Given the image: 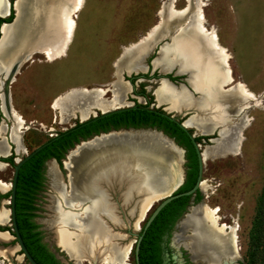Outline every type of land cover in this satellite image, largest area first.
Instances as JSON below:
<instances>
[{"label":"rangeland","instance_id":"374dc122","mask_svg":"<svg viewBox=\"0 0 264 264\" xmlns=\"http://www.w3.org/2000/svg\"><path fill=\"white\" fill-rule=\"evenodd\" d=\"M192 1L195 6L202 4L200 10L205 17V25L208 28L216 29L219 42L226 47L230 55L229 65L233 78L227 83L228 85L225 84V88L232 86L236 81H242L255 95V99L249 101L252 106L244 111H237V107H229L228 112L231 114L228 115V121L225 124L215 123L206 118L203 123L198 125L200 130L205 128V124L212 126L220 124L221 130L227 126L229 137L222 139L223 146L227 147L236 138L244 120H249V126L244 130L241 129L244 139L238 151L215 155L204 162L202 179L206 180L207 185L206 187L201 186L199 189L202 196L201 203H207L211 207L219 206V215L223 216V222L233 224L236 219L239 225L238 244L240 249L235 264H241L248 259L253 248L252 237L256 231L258 208L264 189V0ZM166 3L167 9L170 5H174L176 10H183L188 4V0H85L83 8L77 13L76 30L65 55L49 60L45 54L37 53L28 60V67L26 64L20 66L19 72L16 74V82L11 84V102L24 117L28 126V129L24 128L22 133L23 145L26 147V153L23 156L49 140L51 135L59 134L81 121V112L77 108L78 103H67V113L64 115V121L60 122L62 114L60 110L53 108L55 99L59 95L81 86L88 89L98 87L105 91V87L96 86L95 83H105L115 79L111 78L110 73L115 71V62L121 55L123 47L139 41L154 25L163 20L160 12ZM177 30L178 27L174 29V32ZM169 37L171 39V36ZM189 37L194 36L191 34ZM170 39L164 38L161 42L170 41ZM156 48L147 53V61L157 55ZM144 68L142 60L141 67L135 71ZM122 70L126 69L122 68ZM146 85L149 89L145 90L152 97L157 83L146 82ZM158 104L160 103L158 102ZM186 107L189 105L184 108ZM92 109L93 112L89 113L91 116L95 111L100 112L95 107ZM169 109L174 111L172 107ZM0 114V128H2L5 125V113L1 106ZM11 126L12 122L9 121V128L6 131H0V134L10 138ZM117 133L121 134H103L88 138V140H81L66 152L62 164L54 160L66 190L75 191L84 188V182L81 181V178L79 179V176H74L72 179L74 187L68 181L69 169L65 162L69 159L70 154L72 162L77 164L80 156L88 154L90 150L91 152L93 150L100 151V149L104 151L112 145L121 147L123 150L129 148V152H132L133 155L132 160L136 162L137 157L144 163V170L157 180V191H166L171 187L178 169L183 170L185 167L187 170L186 151L176 148L174 142L169 138L158 136L161 143L156 145L151 138L142 139L125 131ZM118 136L120 139L117 138ZM215 137L217 138H205L206 140H200L199 143H202V146H214L221 136L215 135ZM104 140L108 141L105 143ZM129 145H137V147L131 148ZM86 147L87 149L84 150ZM14 156L15 161L19 157H23L18 153H15ZM0 164L2 165L0 179L10 184L14 176V167L1 162ZM85 167L92 173L89 165H85ZM45 172L47 176L44 187L38 193L35 201L38 207V225L41 227L44 242L56 252L58 258L61 261L72 263L73 260L61 249L57 241L52 205L53 200L57 197V192L48 175V163ZM139 175L141 176V169ZM126 182L110 186V189L107 190L108 196L99 194L97 198L101 200L106 198L107 204L104 209H106L109 219L116 223L114 225L116 232L111 230L112 236L117 237L116 241L128 247L136 239V236L130 234V230L134 229L140 211L136 208L138 196L128 204H124L119 199L122 190L114 187H122ZM10 188L11 185L1 188L0 195L8 193ZM129 189L137 193L142 190V186L134 179L130 183ZM130 190L128 194H130ZM1 191L5 193H1ZM6 199L10 198H5L0 202L4 208L10 207V203ZM141 202L138 203V208ZM111 203L115 206L118 215L111 209ZM199 204L191 203L190 208ZM90 207L91 205L88 208ZM155 208L149 211L148 217ZM71 210L79 212L75 207ZM189 211L190 209H187L186 213ZM94 217V220L98 219L96 216ZM185 217L183 216L182 220ZM182 220L178 226L172 229L174 237L180 231ZM144 224L145 222H142L141 226ZM192 229L194 230L192 226L188 228L186 236L184 235L179 241L178 246L182 248L184 245L181 243L190 239ZM140 232L141 229L137 233ZM3 236L0 237V264H29L24 259V255L19 253V245L14 243L12 236L8 234ZM80 244L79 241L74 244L78 251ZM135 246L136 243L133 242L129 253H127L132 264H134ZM184 252V259L190 264H196L189 249L187 250L185 247ZM126 260L125 262L128 263V259ZM81 263L93 264L86 260H82ZM100 264L108 263L103 260Z\"/></svg>","mask_w":264,"mask_h":264},{"label":"bare ground","instance_id":"6f19581e","mask_svg":"<svg viewBox=\"0 0 264 264\" xmlns=\"http://www.w3.org/2000/svg\"><path fill=\"white\" fill-rule=\"evenodd\" d=\"M7 2L10 4V0H7ZM56 3L57 1L44 7L43 11L41 10L43 12L42 16H37V13L40 14V11H35V9L39 10L38 7L30 8L28 12H24V0H19L17 3L20 12L18 23L5 24L4 27L5 37L0 44V55L3 56L2 62H0V72L7 68V65H4L8 59L9 63L10 61L14 62L22 57L27 50L28 56L32 55L31 50H42L46 52L49 60L65 55L71 38H69L70 36L64 38L61 35V29L64 26V29H67V32L71 35L75 21L71 18L66 21L67 17L64 20L61 16L64 12L61 14L57 12V19L53 22L48 21V24L45 25L47 23L46 19H50L49 17L56 9L55 6L58 4ZM78 3L82 7V3ZM166 5L167 3L163 5L160 12L163 20L150 31L147 37H144L131 50L124 46V52L116 63L117 80L110 85L111 99H105V91L98 87L89 90L81 86L72 89L71 92L63 93L53 103V108L60 110L62 114L60 122L64 121V115L67 113V103H78L77 108L81 112V118H87L89 113L93 112V107L99 110H107L126 104V96L131 92V87L127 82L121 80L120 70L123 68L130 73L139 69L141 60L150 52L153 44L165 35L171 36V42L161 48L153 62L154 66L167 70L176 65L181 71H186L188 82L199 92V97L193 99L188 95L184 86L177 87L167 81H162L155 92L158 102L169 100L170 107L175 108V110H181L187 105L196 106L197 108H212L213 112L209 116H203L202 114V117L192 116L187 120V125H197V127L206 118L215 123L225 124L228 121V115L231 114L228 112L229 107H237V111H244L252 106L249 101L255 99V95L244 82L239 81L234 87L225 90V84L233 78L229 65L230 55L226 47L219 42L216 29L211 28L209 30L206 28L205 17L202 10H200L202 4L195 6L192 0H188V4L183 10H176L174 5H170L167 9ZM62 9L68 10L66 7ZM71 11L76 12V8H72ZM39 17L41 22H39ZM177 27L178 30L174 32ZM45 31H49V34ZM13 32L18 35L15 36ZM51 32H53L52 35ZM189 34L194 37H189ZM130 45L132 46L133 43ZM15 114H13L16 116L15 121L17 120L19 125H24V117L17 112ZM244 121L236 138L227 147L223 146L222 142V139L229 137L227 126L220 130L219 135L221 138L216 144L204 148V161L215 155L238 151L244 139L241 129L244 130L249 126V120L245 119ZM5 128L6 126L3 125V129ZM17 132L16 128L12 129L11 135L14 141L17 140ZM129 133L142 139L151 138L156 145L161 143L158 134L144 131H129ZM117 138L120 139V136ZM108 140H104L105 143ZM18 146L21 151V142H18ZM129 146L131 148L137 147V145ZM128 149L123 150L121 147L112 145L104 151L100 149V151L93 150L91 152L90 150L91 153L88 151V154L80 156L77 164L72 162L70 154L69 159L65 162L66 167L69 169L68 181L74 187L72 179L74 176H79V179L81 178V181L84 182L83 190H66L57 163L54 160L48 162V175L51 177L52 186L57 192V197L52 204L57 241L63 250H67L77 261H81L86 256L87 249L91 248L93 253L100 252L102 260H106L108 264H128L125 262V257L134 241L128 247L116 241L117 237L112 236L111 229L103 218H109L106 209H104L107 204L106 198L104 200L97 198L99 194L108 196L107 188L117 183H124L127 180L132 182L135 179L142 186V175H139L140 164L132 160V152H129ZM5 150L6 147L0 144V153L5 152ZM85 165L90 166L92 173L86 169ZM183 180L184 172L182 169H178L168 190L156 191L146 201L141 202L139 205L140 213L134 227L136 231L140 230L142 220L152 209L153 204L178 188ZM9 185V183L0 179V189ZM206 185V180H203L201 186L206 187ZM72 191H74V194ZM90 205L91 207L88 208ZM74 207L79 212H72L71 209ZM189 209L190 211L180 223V231L175 235L174 243L178 244L184 235L186 236L188 228L192 226L194 230L192 229L190 239H186L187 241L181 244L187 250L189 249L196 264H235L240 249L238 244L239 225L236 219H234L233 224L223 222V216L219 215L220 207H211L207 203H200ZM94 216L98 219L94 220ZM7 220V211L0 213V223L7 222ZM5 234L8 233L0 232V237L5 236ZM78 241L81 243L79 251L74 245Z\"/></svg>","mask_w":264,"mask_h":264},{"label":"trees","instance_id":"16d2710c","mask_svg":"<svg viewBox=\"0 0 264 264\" xmlns=\"http://www.w3.org/2000/svg\"><path fill=\"white\" fill-rule=\"evenodd\" d=\"M13 1L14 0H11L10 14L6 17H0V38L2 36L1 25L3 23H11L16 17ZM136 113V110L120 112L92 122L53 141L21 166L16 192V212L18 216L19 230L29 252L38 263L63 264L61 260L49 250L46 243L42 242L43 237L41 231L34 230L35 228H38L39 225L30 220L31 217L37 215L33 210L38 209L35 201L46 181V161L55 158L59 164H62L66 152L81 140H86L95 134L101 133V131H108L111 122H114L115 127H118L121 125V122L117 120L116 117L120 118L123 115L130 116L135 115ZM163 121L164 120H162L161 123L164 125H169V123H171L170 121ZM127 123L139 124V122L135 120L132 121L131 119L124 121L125 125H127ZM173 125L176 126V124ZM173 134L174 133H172V135ZM200 140V137H196V141L199 142ZM176 141L180 145L186 147V159L188 161L186 163V166H188L186 180L176 191L177 193H180L192 189L197 183L199 176V158L194 143L188 135L177 134ZM14 154L15 152L13 151L11 156L2 157L0 160L6 161L14 166ZM10 196V191L3 195V197ZM192 197V195H185L169 202L159 212L150 226L144 230L138 253L140 264H162L160 244L162 234L173 229L176 221L186 212ZM201 200L202 196L198 190L195 201L199 202ZM22 220L25 225L21 223ZM0 229L5 230L9 229V227L0 225ZM252 243L253 248L249 253L248 259L241 262V264H264V189L260 199L256 231L252 237Z\"/></svg>","mask_w":264,"mask_h":264},{"label":"water","instance_id":"95a60500","mask_svg":"<svg viewBox=\"0 0 264 264\" xmlns=\"http://www.w3.org/2000/svg\"><path fill=\"white\" fill-rule=\"evenodd\" d=\"M9 5L10 4L7 2V0H1L0 1V17H6V16H8L10 14V9L11 8L9 7ZM14 9H15V5H14ZM17 14H18V12L16 13L15 19L11 23H3L1 25V33H2V36L0 38V44H1L2 40L4 39V37H5V34H4V26H5V24H9V25L15 24L16 21H17V19H18V15ZM158 25H159V22L156 25H154L150 29V31L153 30L154 28H156ZM206 28H208V27L206 26ZM208 29L211 30V28H208ZM150 31H148V33L146 35H144L143 37H141L139 39V41L133 43L132 46L129 45V46H126V48H129L130 50L132 48H134L136 45H138L141 42V40L144 37H147L148 36V34L150 33ZM164 38H169L170 39V37L167 36V35L162 36L161 38H159L153 44V46L151 48V51H153V49L156 48L161 43V40L164 39ZM170 42L171 41H163V43L160 45L159 51L161 50V48L165 44H169ZM34 52H36V51H34ZM122 54H123V52L118 57V59L122 56ZM146 57L143 59V64L145 65V68L144 69H146V66L148 65V62L146 60ZM27 58L28 59L32 58V55H29ZM156 58H157V56L154 57V58H152L151 64H153V62H154V60ZM23 62L24 61H21V63H23ZM20 64H18L11 72H9V74L7 76H4L5 79H2V85H1L2 94H5L6 95V98H8L9 100H10V83H11L12 80H14L15 74H16L18 68L20 67ZM164 72L166 73L167 70L164 71ZM162 81H167V82L171 83V81L167 77H163L160 82H162ZM125 82H127L129 85L131 84L130 80L125 79ZM238 82L239 81H236L232 86L225 88V90H228L229 88L234 87L236 84H238ZM101 87H103V86H101ZM93 88H95V87H91V88H89V90H91ZM69 92H71V91H69ZM140 108H142V107L139 106V104H128L127 106H120V107L110 108V109H107V110H100V112L95 111L92 116H91V114H89V116L87 118H82L79 124H76L75 123L73 126H71L70 128H67L63 132H61L59 134H55V135L53 134V135H51V138L49 140H47L46 142H44L41 145H39L38 147H36L29 154H26L23 157H19L15 161V165L13 166L14 167V176H13L12 182H10V185H11V188H10L11 196H10V199H6L11 204V207L4 208L3 206H0V213H2L4 211H7V214H8V220H7V222L12 221V223L14 224L15 236L18 239L19 248H21L23 250V255H24V257H26L28 259L29 264H40V263H38L34 259V257L31 255V253L29 252L28 248L26 247V245H25V243L23 241L22 235L20 233V230H19V227H18V223H17V218H16V192H17L18 176H19V171H20L21 166L25 162H27L30 158H32L35 154H37L39 151H41L43 148H45L46 146H48L49 144H51L53 141H55V140H57V139L65 136V135H67V134H69V133H71V132H73V131H75L77 129H80V128H82V127H84V126H86V125H88V124H90L92 122H95L97 120L103 119V118L108 117L110 115H113V114H116V113H119V112L140 109ZM150 110H152V109H150ZM162 114L165 115V116H167V117H169L171 120H173L176 123H178L182 128H184L185 130H187V128H186V122H179L173 116H170V115L165 114V113H162ZM220 130H221V128L219 127L218 128V135L220 133ZM121 131H125V132H129V131H144V132L158 134L159 136H164V137L169 138L170 140H172V142H174V145H175L176 148H181L182 150L186 151V149L182 145H180L176 141V139L174 137L166 134L165 132H163L161 130L157 131L156 129H153V128H129V129H127V128H121V129H111V130H109L107 132H101L99 134H96V135H94L93 137H90V138H94L96 136H100V135H103V134H109V135H111V134H115V133L121 132ZM189 136H190V138L192 139V141H193V143L195 145V148H196L197 154H198V158H199V176H198L197 183L195 184V186L192 189H190L188 191H184V192H180V193H177L176 192L182 186V184L185 182L186 176H187V171H186L185 167L182 166L183 167V170H184V180H183V183L180 186H178V188L174 189L168 195L164 196L160 200H157V202L153 204L152 209L154 207H156V208L154 209V211L152 212V214L149 217H148V214H146V216L143 218L142 222H145V224H144V226H141L140 225V229H141V232L140 233H137L138 231H136L135 228L132 229V230H130V234H132L133 236H136V239H135L134 242L136 243V251H137V253H139L140 243H141V240L143 238V232H144V230H146L150 226V224L153 222V220L156 218V216L159 214V212L163 209V207H165L169 202H171L172 200H174V199H176L178 197L185 196V195H192V196H194L196 194V192L198 191V189H200V187H201V183L203 181L202 176H203L204 162H205L204 161V157H203V151H204V148L207 145H203L204 146L203 147L202 146V143H199V142L196 141V138H195V136L193 134H190L189 133ZM214 138H217V137H213L211 139H214ZM2 157H7V156H0V158H2ZM136 159H137V163L140 164V168H141L142 190L140 192H137V193L134 192V191H131L129 189L130 188L131 180L130 181L127 180L126 184L124 186H122V187L116 186L114 188H119V189L122 190L121 191V196H120L119 199H121V201H123L124 204L130 203L136 196H138V198L136 200V208L139 209L138 208V203L141 202V201L142 202L143 201H146L148 198H150L151 195H153L157 191V180L154 179V177L149 176L148 173L144 170V163H142L141 160L138 159L137 157H136ZM50 160H56V159L55 158H51ZM0 162L2 164H4V165L5 164L6 165H10V163H8L6 161L0 160ZM89 168H90V166H89ZM87 170L89 171V169H87ZM90 170H92V169L90 168ZM129 190L131 191L130 194H128V191ZM1 193H5V192L4 191H1ZM110 195L112 196L111 191H110ZM191 203H194V202H191ZM199 203H201V202H199ZM199 203H194V204H199ZM110 206H111V209L114 211V213L118 215L115 206L112 203L110 204ZM189 208H190V206L188 207V209ZM80 211H82V209H80ZM186 214L187 213L185 212L180 217V219L178 220L176 226L178 225V223L180 222V220H182L183 216H185ZM103 218H104L106 224L109 226V228L115 233L116 231L114 230V228H115L114 225L116 223H114L112 220H110L107 217H103ZM7 222L0 223V225H5ZM0 232H7V231L0 230ZM175 246L177 247V249L179 251V246L177 244H175ZM61 249L63 250L62 247H61ZM52 251L55 252L53 249H52ZM64 251L70 257V259H72L73 261H72V263H69L67 261H61L63 264H82L81 263L82 260H86L88 262H92L93 264H100V263L103 262L102 257H101L102 255L100 254V252L99 253H93V251H92L91 248L87 249L86 256L81 261H77L75 259V257H72V255L68 253L67 250H64ZM126 259H128V263L129 264H132L129 261V256H127ZM138 259H139V256H138Z\"/></svg>","mask_w":264,"mask_h":264},{"label":"flooded vegetation","instance_id":"af4514ba","mask_svg":"<svg viewBox=\"0 0 264 264\" xmlns=\"http://www.w3.org/2000/svg\"><path fill=\"white\" fill-rule=\"evenodd\" d=\"M162 43L163 42H161L156 48V52H157L156 56H158V54L160 52L159 49H160V45ZM151 60H152V58L147 61L148 65L146 66V69H142L140 71H132L131 73L127 72L126 70H121L122 72L120 71L121 80H123L125 82V79H127V80H130V82H131V84L129 85L131 87V92L126 96V100L128 103L125 106H127L128 104H139V106H141L142 108L135 109L137 111V113L135 115H130V116L123 115L120 118L116 117V119L121 122V125H119L118 127H115L114 122H111L110 128L108 129V131L111 129H121V128H127V129H129V128H153V129H156L157 131L161 130V131L165 132L166 134L174 137L175 139L177 137V134H180V135L186 134L189 136V133H190V134H193L195 136V138L200 137L201 140H204L205 138L211 139V138L215 137V135H218V128L220 127V124L213 125V126L209 125V124H205L204 125L205 128H203L201 130L198 129V127L196 125H187L186 124L187 130H185L178 123H176L175 121L171 120L169 117L162 114V113H165V114H168L170 116H173L179 122H187V120L189 118H191L192 116L202 117V114H203V116H209L213 112V109L212 108H197L196 106H189V107H186L180 111H178V110L171 111V109H169V105L167 104V102H162V103L158 104L157 98L155 97L156 96L155 92H156V89L159 87V83L163 77H167L171 81V84H173L174 86H177V87L184 86L185 89L187 90V92L189 93V95L194 99H197L199 97V92L197 90H195L189 84L188 74L186 71H181L180 69H178V66L174 65L171 68L167 69V72L165 73L164 71H166V70H163L160 67H155L153 64H151ZM114 68H115V71H112L110 73L111 78H115L114 80H109L105 83H95L96 86L99 85V86L105 87L104 88L105 94H106L105 99H111L112 92H111V86L110 85L114 81L117 80L116 79V71H117L116 66H114ZM146 82L157 83L155 89L152 92V97L149 96L147 94L148 93L147 90H145V89H149L148 85H146ZM108 93H110V94L108 95ZM150 109H152V110H150ZM129 111H131V110H129ZM124 112H127V111H124ZM127 119H131L132 121L135 120V121L139 122V124L136 125V124H132V123L131 124L127 123V125H125L124 121ZM162 120H164L163 122H169L170 121L171 123H169V125H164L161 123ZM173 124H176V126H178V127H176ZM101 132H107V131H101ZM172 133H174V134L172 135ZM184 148L186 149V147H184ZM49 160L50 159H48L46 161V165L49 162ZM186 167L188 169V166H186ZM46 176H47V174H46ZM196 194H197V192H196ZM196 194L192 197L193 200L191 199L190 204H191V202H194V203L201 202V201H199V202L195 201ZM3 195L4 194L0 195V202L5 198H10V197H3ZM190 204L188 205V207L190 206ZM10 207H11V204H10ZM188 207H187V209H188ZM33 211L36 214L38 213L37 210H33ZM16 218H17V223H19L17 212H16ZM30 220H31V222L38 224V216L37 215L34 217H31ZM178 220L176 221L173 228L176 227ZM21 223L23 225H25L23 220L21 221ZM2 226L9 227V229H5L2 231H7L8 235L12 236L14 243L18 244V239L15 236V230H14L15 228H14V224L12 223V221L7 222L5 225H2ZM18 227H19V224H18ZM34 230L35 231H41V227L39 226L38 228H35ZM41 235H42V232H41ZM173 238H174L173 230H171L169 232L166 231L162 234L161 243H160L161 244V253H162V264H190L187 260L184 259L185 247L182 246V248H183L182 249L179 246V251H178L177 247L174 244ZM42 242L45 243L43 238H42ZM25 245H26V243H25ZM26 247H27V245H26ZM47 247L49 248L50 251H52V249L48 245H47ZM19 253L23 255V250L21 248H19ZM53 253L56 255L55 252H53ZM56 257H57V255H56ZM24 259L28 262V259L26 257H24ZM134 264H140L139 259H138V253L136 251V246H135ZM203 264H205V263H203Z\"/></svg>","mask_w":264,"mask_h":264},{"label":"crops","instance_id":"0c3cea01","mask_svg":"<svg viewBox=\"0 0 264 264\" xmlns=\"http://www.w3.org/2000/svg\"><path fill=\"white\" fill-rule=\"evenodd\" d=\"M57 1V5L55 6L56 7V9H54V12L52 13V15H51V17H49L50 19H46V21H47V23L45 24V25H47L48 24V21H50V22H53L54 20H56L57 18V16H58V14H57V12H59L60 14L62 13V12H64V13H62L61 14V16H62V18L64 19V20H66V17H67V20L66 21H68V19L69 18H71V19H73L75 22H74V30H73V32H72V34L70 35V33L69 32H67L68 30L67 29H64L65 27L63 26L62 27V29H61V35L65 38V37H69V38H71L70 39V41L72 40V38H73V36H74V33H75V30H76V26H77V21H76V16H77V13L83 8V6H84V3H85V0H24V12H28V10L30 9V8H35V7H38L39 8V10H37V9H35V11H40V14L39 13H37V16H42V11H43V9H44V7H46V6H48V5H50V4H54L55 2ZM19 2V0H15V3H14V5H15V10H16V13L18 12V19H17V21H16V23H18V20H19V10H18V7H17V3ZM78 2H81L82 3V7H81V5L78 3ZM77 3V4H76ZM76 5V6H75ZM9 7L11 8V3H10V5H9ZM68 8V10L66 11L65 9H62V8ZM80 7V8H79ZM54 8V7H53ZM75 9L76 8V12H72L71 11V9ZM26 9H27V11H26ZM42 10V11H41ZM69 11V12H68ZM65 12H67V13H65ZM39 14V15H38ZM56 14V15H55ZM64 14H65V17H64ZM75 14V15H74ZM71 15V16H70ZM39 22H41V19H40V17H39ZM15 23V24H16ZM7 25H9V24H7ZM5 27V26H4ZM13 33H15V32H13ZM45 33H48L49 34V31H45ZM64 33H65V35H64ZM67 33V34H66ZM68 33H69V35H68ZM4 34H5V32H4ZM53 34V32H51V35ZM16 35H18L17 33H15V36ZM67 35V36H66ZM126 47V46H125ZM124 48V47H123ZM32 52V56H33V54H37V53H43V54H45L46 56H47V54H46V52H44V51H42V50H31ZM34 51H36V52H34ZM34 52V53H33ZM122 52H124V49H123V51ZM28 50L26 51V53L22 56V57H20V58H18V60L16 59L14 62H12V61H10V63H9V59H8V61H7V63L4 65V66H6L7 68H5V70H3V71H1L0 72V106H1V109L4 111V113H5V119H4V122H5V126H6V128L5 129H3V126H2V128H0V131L2 132V131H6L8 128H9V121H11L12 122V126H11V132H12V129L13 128H16V130L18 131L17 132V140H15L14 141V139L12 138V135H10V138L9 137H7V135H3V134H0V144H3L5 147H6V150H5V152H3V153H0V156H11L12 155V153H13V151L15 152V153H18L19 155H24V153H26V147L23 145V135H22V133L24 132V128H26V129H28V126H27V122L25 121V126L24 125H19L18 124V122H17V120L15 121V119H16V116H14V115H16L15 113L17 112V113H19V111H17V109L13 106V104H12V102H11V98H12V93H11V84L12 83H15L16 82V80H15V78H16V74L19 72V69H20V67L18 68V70H17V72H16V74H15V77H14V80H12L11 81V83H10V100L8 99V98H6L5 96V94H2V90H1V85H2V79H5V77L4 76H7L8 74H9V72H11L18 64H20L21 63V61H24L23 63H21L20 64V66L21 65H23V64H26V67H28ZM66 53V52H65ZM25 55H27V57H25ZM57 55H59V54H57ZM147 56V54L144 56V58ZM2 55H0V62H2L1 61V59H2ZM57 57H59V56H57ZM47 58H48V56H47ZM121 58V57H120ZM119 58V59H120ZM143 58V59H144ZM119 59L115 62V66H116V63L119 61ZM142 59V60H143ZM7 60V59H6ZM142 60H141V63H142ZM12 64V65H11ZM154 65V64H153ZM9 67H12V68H9ZM140 67H141V65H140ZM156 67V66H155ZM117 69V68H116ZM162 69V68H161ZM9 70V71H8ZM121 71V70H120ZM131 73V72H130ZM161 83V82H160ZM160 83H159V85H160ZM5 100V101H4ZM167 102V104L169 105V107H170V101L169 100H164V101H162V102ZM162 102H159V103H162ZM8 110H10V111H8ZM173 110H175V108H173ZM14 111V112H13ZM178 111H180V110H178ZM14 114V115H13ZM20 114V113H19ZM21 115V114H20ZM22 116V115H21ZM82 119V118H81ZM14 120V121H13ZM19 127H18V126ZM16 126V127H15ZM24 127V128H23ZM12 134V133H11ZM18 142H21V147H22V149H21V151L19 150V146H18ZM14 145H15V147H14ZM17 145V146H16Z\"/></svg>","mask_w":264,"mask_h":264}]
</instances>
